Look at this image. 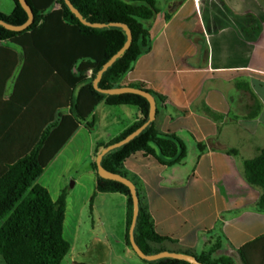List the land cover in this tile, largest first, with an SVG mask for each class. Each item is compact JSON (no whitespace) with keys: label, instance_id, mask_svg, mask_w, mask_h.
Here are the masks:
<instances>
[{"label":"crops","instance_id":"1","mask_svg":"<svg viewBox=\"0 0 264 264\" xmlns=\"http://www.w3.org/2000/svg\"><path fill=\"white\" fill-rule=\"evenodd\" d=\"M156 8L150 50L120 85L162 98L155 100L154 127L175 135L186 157L166 167L137 152L123 169L156 234L170 240L160 246L164 252L199 256L217 244L215 257L243 264L239 250L264 237V212L256 209L261 190L243 176V163L264 149V0H156ZM141 118L135 106L99 103L36 180L52 202L67 191L62 236L69 252L62 264H147L126 245L127 198L96 193L93 167Z\"/></svg>","mask_w":264,"mask_h":264},{"label":"trees","instance_id":"2","mask_svg":"<svg viewBox=\"0 0 264 264\" xmlns=\"http://www.w3.org/2000/svg\"><path fill=\"white\" fill-rule=\"evenodd\" d=\"M11 1L13 12L10 15L0 12V21L14 26L24 24L26 13L18 0ZM25 1L32 10L33 24L20 33L0 26V44L19 48L22 62L11 94L6 98V85L18 67L19 55L13 48L0 45V256L6 264H62L69 252V244L62 236L67 191H62L58 200L52 202L48 192L35 182L99 103L135 106L142 116L108 146L148 122L146 99L132 94L103 95L94 90L92 82L127 40L122 29L108 25L128 27L132 42L102 76L99 86L104 90L121 88L122 77L150 50L149 28L158 9L156 0H68L86 22L105 25L103 29H95L81 24L65 0ZM56 5L59 9H55ZM88 72H91L90 77ZM143 91L154 100H162L151 91ZM65 110L67 113L62 114ZM87 127L92 129V124ZM198 149L202 152L205 147L199 145ZM137 152L153 157L166 167L179 165L186 157V148L175 135L160 134L154 122H149L129 143L108 152L101 166L129 179L137 188L123 169L124 161ZM93 167L97 171L96 165ZM243 176L250 186L261 190L256 209L264 212V149L255 159L243 163ZM137 191L139 209L134 243L145 255L162 253L160 246L170 240L156 234L138 188ZM96 193H118L127 198L126 245L131 248L129 189L98 176ZM93 200L94 196L90 207ZM218 247L214 244L194 257L200 264H233L230 258L215 257ZM238 253L243 264H264V237L246 244ZM181 254L192 256L186 252ZM143 262L188 264L170 258Z\"/></svg>","mask_w":264,"mask_h":264},{"label":"water","instance_id":"3","mask_svg":"<svg viewBox=\"0 0 264 264\" xmlns=\"http://www.w3.org/2000/svg\"><path fill=\"white\" fill-rule=\"evenodd\" d=\"M18 2L20 4L21 8L24 10V12L27 15L26 22L22 25L14 26V25L4 23L3 21H0V26H2L4 29H6L8 31L15 32V33H20V32L27 30L33 24V20H34L32 10L27 5L26 1L25 0H18ZM65 2H66V5L68 6V8L70 9V11L72 12V14L80 21L81 24H83L87 27H90V28H95V29L105 28L104 24H97V23L93 24V23L86 22L84 19H82L79 12L72 7L71 3L68 0H65ZM108 26L117 27V28L122 29L125 32L127 40H126V43L124 44V46L116 54H114L107 61V63H105L103 65L102 69L95 75V78H94L93 83H92L93 88L95 91H97L98 93L103 94V95L116 96V95L132 94V95L140 96V97L146 99V101L149 104V115H148V122L146 124H144L143 126L138 128L136 131L132 132L130 135H128L126 138H124L120 142L104 148L99 153V155L97 156V159H96V163H95L96 169H97V174L99 177H101L103 179L118 182V183L126 186L129 189L130 196L132 199V220H131V224L129 227L128 235H129V242L131 245V249L139 259L146 261V262H153V261H157L160 259L170 258V259H175L178 261H183V262H186L188 264H200V263H198L196 258L194 256H191V255L169 253V252H162V253H159L156 255H145L139 249V247L134 243V239H133V233H134L136 218H137L138 209H139V199H138L137 188L129 179H126V178H124L120 175L114 174V173H110V172L106 171L101 166L102 158L108 152L113 151V150L118 149V148H121L122 146L126 145L131 140H133L136 136H138L141 133V131L148 125L149 122L154 121L155 115H156V102H155L154 98L149 93H147L146 91H143L142 89H136V88H130V87H121L118 89L104 90V89L100 88L99 84H100V81L102 79V76L113 65V63L124 54V52L130 47L131 42H132L131 32L128 29V27H126L123 24H109Z\"/></svg>","mask_w":264,"mask_h":264},{"label":"rangeland","instance_id":"4","mask_svg":"<svg viewBox=\"0 0 264 264\" xmlns=\"http://www.w3.org/2000/svg\"><path fill=\"white\" fill-rule=\"evenodd\" d=\"M12 6H13V4H12L11 0H0V10L3 13L9 14ZM0 45L9 46L7 43H2ZM9 47L13 48L19 55V64H18V67H17L15 74H14V77H15L17 75V72H18L21 64H22V62H21V51L17 47H12V46H9ZM12 83H13V79L11 81H9L8 84L6 85L5 97H8L9 94L11 93ZM135 260L138 261L137 258H135ZM90 261L97 263V262H100V259L96 255H92ZM138 263L142 264V262H138Z\"/></svg>","mask_w":264,"mask_h":264},{"label":"built area","instance_id":"5","mask_svg":"<svg viewBox=\"0 0 264 264\" xmlns=\"http://www.w3.org/2000/svg\"><path fill=\"white\" fill-rule=\"evenodd\" d=\"M55 9H59V5H56V6H55ZM87 76L90 77V76H91V72H88V73H87Z\"/></svg>","mask_w":264,"mask_h":264}]
</instances>
